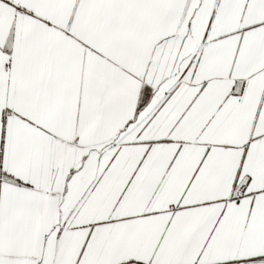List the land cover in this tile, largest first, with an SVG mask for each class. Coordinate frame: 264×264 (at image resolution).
Returning a JSON list of instances; mask_svg holds the SVG:
<instances>
[{"label":"snow or ice","instance_id":"6c2138e0","mask_svg":"<svg viewBox=\"0 0 264 264\" xmlns=\"http://www.w3.org/2000/svg\"><path fill=\"white\" fill-rule=\"evenodd\" d=\"M0 264H264V0H0Z\"/></svg>","mask_w":264,"mask_h":264}]
</instances>
